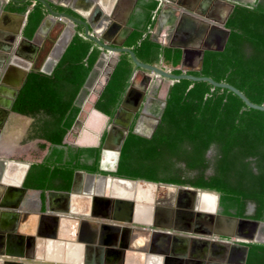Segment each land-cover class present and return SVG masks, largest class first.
<instances>
[{
	"label": "trees",
	"instance_id": "obj_1",
	"mask_svg": "<svg viewBox=\"0 0 264 264\" xmlns=\"http://www.w3.org/2000/svg\"><path fill=\"white\" fill-rule=\"evenodd\" d=\"M29 4L11 11L23 13ZM157 5V0L138 1L140 11L130 21L132 32L123 47L133 49L140 62L158 65L161 61V67L179 75V49L160 47L149 34L141 40L153 27L152 16ZM44 14L43 7L35 5L24 33L27 38L33 36ZM224 27L228 36L222 50L203 51L199 66L187 70V74L226 83L251 103L264 106V0H258L250 7L235 6ZM79 31L81 27L50 74H28L13 104L12 110L22 116L41 115L38 138L42 144L38 147V157H43L47 147L53 148L51 157H56L55 165L44 160L31 168L25 182L30 189L67 191L76 168L95 169L94 165L88 166L79 160L85 152L88 159L97 160L95 149H77L70 153L68 163H61L64 137L80 111L76 99L101 53ZM132 70L129 55L121 54L95 103L98 112L107 117L113 115L128 87ZM103 119L100 114L92 112L88 121L96 124ZM210 146L216 151L211 175L204 178L199 174L191 180L159 179L156 176V162L165 157L182 159L187 169H203V154ZM131 157L148 163L150 170L143 174L139 169H129ZM119 166V173L126 177L189 184L214 191L219 195L222 213L228 216L243 217L245 203L250 202L254 211L248 218L264 221V112L245 108L225 89L211 88L201 81L181 79L173 82L167 89L158 127L152 137L145 139L129 134ZM56 178L62 179V186L53 184ZM244 264H264V244H247Z\"/></svg>",
	"mask_w": 264,
	"mask_h": 264
},
{
	"label": "flooded vegetation",
	"instance_id": "obj_2",
	"mask_svg": "<svg viewBox=\"0 0 264 264\" xmlns=\"http://www.w3.org/2000/svg\"><path fill=\"white\" fill-rule=\"evenodd\" d=\"M48 1H50V7L55 13H65L75 17L76 19H81L79 14L85 16L86 15L85 10H88L89 8L92 9L95 6H98L96 0L94 2L90 0H77L73 4L70 3L69 0H48ZM110 1L111 0H105L106 2L105 4H108ZM142 1H147V0H142ZM256 2H258V0H198L199 6L198 7L196 6L195 9H198L199 12L203 14V16L205 17L207 16L210 19L216 20L219 18L220 19L223 18L227 14L230 6H232V10H231L232 12L235 6L240 5V6L250 7V6H254ZM26 3H30L26 10H28V8H30L32 4H34L33 8L35 7V5L40 4L37 3L36 0H27L26 2L21 4L0 0V11L2 10L4 12H11V13H16L18 15H22L26 12V10L23 13H18L17 11H13V10L11 11V9L15 8L14 10H16L17 8L22 7ZM41 6L43 7V5ZM43 9L45 12L44 14V18H45L46 16H49V14L44 7ZM137 12L129 17L127 22V25L129 27H131L130 21L133 19V16L137 14ZM231 12L228 14V16L231 14ZM73 14H76L77 16H74ZM101 15H102L101 11H98L95 14L93 18L94 24H97L99 22ZM121 16L123 15L121 14ZM49 18L51 20L47 21L44 24L42 32L39 34L40 42L38 44L34 43V45L32 46H27L22 42H20V37L17 35L15 31L18 23L16 25L14 23L11 24L12 21L9 19L8 20L6 19L5 21L1 19L3 21H0V54H3L2 57L0 56V72H1L0 83L1 82L3 83L4 74L7 73L8 70H10V68L19 69L18 72L12 71L13 76L11 77L13 78V80H15L12 87L8 88L9 90L6 89L0 90L1 91L0 92V158H8V160L10 161L29 163L31 165L23 180V187H25L26 190H28V187L25 186V182L28 174L31 171V168L34 165L42 163L44 160H49L55 165L56 157H51L53 151L52 147L46 148L43 157H41L39 161H35L34 158L27 159L23 157L25 156V153H29V155L31 156L32 155L38 156V152H39L38 147L40 144H42V141H40V139L38 138V133L40 129L39 127L40 123L38 122V120L41 119V115H35L33 117L22 116L12 110L13 106L11 107V109H8L7 103L10 101V98L13 94L14 85L20 79L19 71L27 69L28 74H30L31 72L50 74L53 71L52 70L50 72V66L52 64V58L50 57V54L56 41L62 36L67 25L65 24V22L63 23L59 22L57 21L56 18H53L51 16H49ZM27 23L22 31L21 37L31 40L33 39L38 28L36 29V31L34 32L31 38H27L24 34ZM193 26L195 27L194 29L197 28L199 30V31L197 30V32L201 37L204 38L201 45H206L207 47H213V48L219 46V43L224 35L225 30L227 31L224 25L222 26L223 28L222 27L219 28L216 21H214L213 25L209 27L200 26L198 24ZM78 27H81V31H79V33L83 35L84 32L83 26L76 25L75 27L69 30L71 33L76 34L78 32ZM163 32L164 30L160 32L161 37L164 36ZM154 33H156V30L154 31ZM12 58L18 61L20 65L19 64L10 65L9 62L10 60H12ZM186 62L187 64L189 63L190 65L192 64L195 65L191 68L190 67L186 68L187 70H193L199 66L198 59L194 53H189L187 55ZM160 64L161 61H159L158 66H161ZM135 87L136 89L134 88V90L130 91L129 93L127 92L123 93L119 102L116 104L113 115L109 117V119L105 117L106 120L101 126L94 127L93 123L92 124L90 123V125H88L89 128H87V131L84 132L83 135H81L84 138H86V140L83 141L84 143H79L78 141H75L73 143H68L66 141L65 144L63 143V145L65 146H62L64 150L61 159L62 164L68 163V161L71 158L70 153L72 154L75 153L77 149H95L96 154L98 155L97 160L94 158L88 159L87 152L82 154L79 158L81 163H84L88 166L94 165L95 169L93 171H90L87 169L76 168L75 171L78 170L85 171L95 175L96 177L99 175H105V176L110 175L125 179L152 182L142 177L131 178V177L123 176L121 175V173H119V168H120L119 164H120L122 149L129 134H134L136 136L145 139H150L154 131L158 127V122L163 109L161 102L164 97L163 98L155 97L151 94L144 93L142 90H139L142 89L143 87L141 86L140 87L135 86ZM20 120L27 121V126L25 128V131L21 135L20 133H16L18 132L16 131L18 126L21 125ZM81 125L82 122L80 120V123H78L77 126L80 127ZM124 134H126L127 136L118 154V152H116V149L117 146H119L120 140L124 136ZM75 135L78 136L76 133ZM81 136H78L77 139L80 138ZM108 154H111V156L109 157ZM215 155H216L215 149L212 146H210L203 154V160H204L203 163L205 164V167L201 170L185 168L182 159L176 157H165L161 159L160 162L159 161L156 162L158 166L155 169V174L159 179L174 178L179 180H186V179L191 180L197 178L199 174H201L205 178L212 174ZM107 158H109V160L105 162V159ZM130 160H131V164L129 166V169H135V170L139 169L143 174H145V171L150 170L149 168L150 166L148 163L138 162V160H136L133 157H131ZM152 183L160 184V185L157 187L154 186L151 197L149 196L150 191L147 188H142L145 195L146 196L148 195L151 198V200L150 202H145V201H141V202L144 204L147 203L153 204L155 209L153 210L154 213H158L156 209L159 210V208L168 209L170 207L171 208L173 207L171 211L172 217L170 218V220H168L169 222L173 220L172 218L173 215L175 214L174 206L176 203L177 204L182 203L187 205L189 204V202L191 204L193 202L194 204L195 201H189L188 199L186 200V198L184 199V197H178L174 189L167 188L164 185H172L183 188H192L194 190H199V191L212 192L217 196L216 214L225 215L222 213L223 211L222 207L219 205V195L214 191L195 188L190 186L189 184H173L166 182H152ZM53 184L57 186H62L63 181L60 178H56L53 180ZM143 185H146V183L139 184V186H143ZM132 186L135 187L136 185H132ZM71 187H72V182L70 189L67 191L55 190L60 194L57 196L56 195L53 196L54 190L52 189H45V190L32 189L35 192H37L39 199V207L42 208L41 213L43 214L47 210L55 213L57 211L60 213L63 212L65 214L70 213L69 204L71 202V198L69 199L67 196L65 197V195L62 194L70 192ZM79 188H75V191H78ZM83 190L84 187L80 189V192L81 191L83 192ZM18 192L20 194L25 193V191L22 190V188ZM131 194H127V195L122 194L116 197L122 199L130 198L132 196ZM145 195L144 197H146ZM18 196L20 197V195ZM109 196L110 195L108 193L106 194L105 193L103 194V192L96 193L95 190L93 189L91 192V196L89 195V197L86 196L81 197V199L85 201L84 207L81 208L82 212L89 213V215L91 216H89L87 219L83 217L81 219H75L74 221L72 220V218H70L69 220L70 223L74 222L76 225L79 224V230H77L78 233L76 240L78 241L83 240L86 241V243L87 242L92 243L94 242L93 241L94 238L99 237V235H97V229L103 228L104 230L105 229L108 230V232L106 233V231L103 230L104 234L106 233L105 234L106 240L101 239L99 242L100 245H103L104 241L110 244L109 241L111 240L109 238H111L110 232H112V235L114 236L118 235L119 249L118 251H108V249L105 251L106 248L104 247L94 249L92 246H89V244H87L85 252L81 254L83 255L81 264H97L99 262H101V264H119V263L131 264L128 263L126 259L135 260L136 263L140 262V264L148 263L149 260L144 257H141L142 259L139 260L138 255H176L180 257L185 255L187 259L192 258L193 261H204L205 263L207 262V257H210L211 259H218L219 255H232L228 257L229 261H237L239 258L241 250L238 251L230 247L229 250L227 251V243L231 242L228 239L221 237H214L212 235L205 236V234L209 232V228H206V223H209L207 218H206L207 221L202 222L203 218H201L200 215L197 216L195 213H193L192 218H194L196 222H194V224L191 225L190 231L186 230L188 229V218L185 213L184 214L180 213L175 215V218L176 216H179L182 220V225L180 228H178L179 230L168 229L166 226L169 223L167 222L168 217L163 218L162 213H158V220L156 223L157 226H149V227H147L146 225L141 226L138 224H133L127 220L128 214L130 215V217H131V213L133 214L136 208L135 205H132V207L129 208L132 211H129V209L122 208L119 203L115 204L117 202H114V199H111V201H106V199L110 198ZM3 198L7 199V196L5 195V197L3 196ZM0 199H1V193H0ZM92 200H94L93 204H92ZM3 202L5 204L8 203V201L5 200ZM4 203L2 204L4 205ZM12 205L13 204H10V206ZM121 208L125 210H122ZM253 211H254V205L250 202H247L245 203L243 217H236V218L247 219L248 216L252 215ZM229 212L233 213V211L231 210ZM59 218L60 217L55 215L51 219H53L56 222ZM197 220H201L200 221L201 224L200 222L198 223ZM105 221L114 222V224H117L118 227L116 226L108 227L107 225L103 224ZM173 227H176L175 224H173ZM143 229L146 230V232H142ZM57 230L58 229H56L55 226L49 227L47 229L39 228L36 232L35 238H38L40 240V236H41L43 239H45V241L43 242H53L54 241L53 238L57 236L58 233ZM248 230H250L248 226H243L238 230L237 233L239 235L247 234ZM136 236L138 237L136 241L131 242V245L129 246V240L132 241ZM155 236L157 238L156 243L159 241L160 246H156V249H153L151 246V242L153 241L152 239ZM143 240L145 241L144 243ZM32 242H34V239L30 243ZM139 242L143 243V245L138 246ZM210 242H216V243L219 242V244L216 245L212 244V246L209 247ZM247 244L249 243H241L240 245H244L245 247H247ZM23 255H48V254L42 251L39 253L34 249L32 251H29L28 249V252L25 251ZM107 255L110 256L107 257ZM76 262L75 261L67 262L64 260V261H58L56 264H77ZM43 264H49V263L46 262Z\"/></svg>",
	"mask_w": 264,
	"mask_h": 264
},
{
	"label": "water",
	"instance_id": "obj_3",
	"mask_svg": "<svg viewBox=\"0 0 264 264\" xmlns=\"http://www.w3.org/2000/svg\"><path fill=\"white\" fill-rule=\"evenodd\" d=\"M4 1H10L16 4H21V3L26 2L27 0H4ZM36 1L37 3H40L41 5H43L45 10L48 12L49 16L56 18L57 21L59 22H62V23L65 22V24L67 25L62 36L56 41L51 51L50 57L52 58V64L50 66V72L53 70L57 62L61 59L66 48L68 47L73 36L75 35V33H71L69 29L75 27L76 25H80L84 27L83 37L91 41L93 45H95L101 51L96 63L94 64L84 86L80 90L78 97L76 99V104L80 108V111L72 127L69 129V131L67 132L64 138V141H63L64 144L66 143L67 135L73 132L76 126L78 125V123H80V116L82 115V113H84L85 103L88 101V96L91 93L95 94V100L91 103V111L104 116L103 114H101L95 109V103L98 100V98L101 96L102 91L104 90L105 86L109 82L110 77L113 71L115 70L116 65L119 61V55L124 54V53L129 55L133 63V70L128 79V87L126 88L124 93L126 92L129 93L130 91L134 90L132 81L137 73L147 72L158 79L155 84L156 87H158L159 80H164L168 82L166 90H165V96H166L168 87L173 82H176L181 79L188 80L190 82L201 81V82H206L207 84H209L211 88H219V89H225L229 91L243 103L245 108L264 112L263 105H256V104L251 103L236 88L226 83L214 82L209 77H203V76L195 77V76L189 75L187 74V69L185 68L186 57L189 53H194L198 59V62H200L202 59L203 51L205 50L221 51L225 43V40L228 36V31L225 30L224 35L220 41V45L213 48V47H207L205 45H201L204 38L201 37L198 32H195L197 30L194 29L195 28L194 26L193 27L192 25L187 26V27H184V26L179 27V26L184 21H189L190 23L194 25L198 24L200 26L209 27L213 25L214 21H216V23L218 24V27L221 28L224 25V22L226 21L228 14L231 12L232 6L229 7L227 14L223 18L221 19L219 18L215 20V19H210L207 16L206 17L203 16V14L199 12L198 9H195L196 6L197 7L199 6L198 4H196L195 0H157L158 5L156 9L154 10L153 17H152V22H153L152 28L153 29L152 28L148 29V31L142 36L141 40L144 39L149 34L150 39L158 43L160 47L176 48L181 51V57H180L179 66H178V70H180V74L173 75L171 74V69L161 67L158 65H149V64L140 62L136 58L133 52V49L123 47L125 40L132 32V28L127 25L128 19L131 16V14L129 15V11H128L132 6V2H130V0H129V3L127 2L129 5H127L126 3L127 9L124 8V12H123L124 14H123L122 19H119V20L113 17L112 5H113L114 0H111L106 5V7L103 8L104 10L103 14L101 15V18L97 24H94L93 18L95 14L99 11L98 6H95L92 9L89 8L88 10H85L86 15L83 16L79 14L81 19H76L75 17L65 14V13H55L51 9L50 1L48 0H36ZM90 1L94 2L95 0H90ZM33 6L34 4H32L31 7L28 8V10H26V12L22 15H18L16 13H11V12H4L2 10L0 11V21H3V20L5 21L6 19L10 20V18L13 19L14 17L18 19V24H17L15 31L17 35L20 37V42H22L23 44L27 46H32L34 45V43L38 44L40 42L39 34L42 32L44 24L47 21L51 20L49 16H46L42 20L33 39L28 40V39L21 37L22 31L27 23L29 13L32 10ZM133 9L134 7H132L130 13H132ZM166 14H169L171 18H170V21L167 23V25H169V28L164 29V24H166L165 22ZM155 30H156V33H154ZM163 30H164L163 32L164 36L161 37L160 32ZM181 35L193 41L195 44L192 46H189V45H186L185 43H182L181 42L182 39L180 38ZM141 40L138 43H140ZM2 55L3 54H0L1 57ZM9 64L11 65V64H19V63L18 61L12 58ZM12 70L18 72L19 69L12 68ZM19 73H20V79L14 85L13 94L10 98V101L7 103L8 109H11V107L13 106L14 101L16 97L18 96L20 89L24 83V80L28 75V70L27 69L22 70V71H19ZM5 85H6L5 83L1 82L0 90L1 89L5 90L6 89ZM95 85L98 86L99 88L97 89ZM85 90H88V93L86 94L85 98H81ZM153 90H155V88ZM165 96L161 102L162 107L164 106ZM104 117L109 119V117L107 116H104ZM126 136L127 135L124 134V136L120 140L119 146H117L116 152H118V154L126 139ZM22 166L24 169L23 171L24 176H23L20 186L22 190L26 192L27 191L26 188L23 187V180L31 165L29 163H23ZM84 176L87 177L88 179L96 178L95 175L90 174L88 172L81 171V170L75 171L73 174L71 191L68 193H63L62 195H65V197L67 196L69 199L71 198V201L75 197H79V196L89 197V195L91 196L92 190H91L90 185H86L87 187L84 186V190L82 193L75 191V188L80 187L81 179ZM97 177L104 179V182L106 183L105 186L110 184L111 190L116 185V183L122 184V185H128V186L139 185L140 183H146L148 185H152L155 187L160 185V184H155L152 182L125 179V178H120V177L110 176V175L108 176L99 175ZM164 186L170 189H174L178 197H184V199L186 198V200L188 199L189 201H195L194 204L193 202L192 204L189 202V204L187 205L182 204V203H178V204L176 203L174 206L175 214L173 215V218H172L173 220L170 221L173 223H170L168 221L172 217L171 211L173 207L172 208L170 207L168 209L167 208H159V210L156 209L158 213L163 214L162 215L163 218L168 217L167 222L169 223L168 225H166L168 229L179 230L178 229L180 228L179 226L175 225L177 228L173 227V224H175L176 222L175 215L180 214V213L181 214L185 213L188 218V229L186 230L190 231L191 225L194 224V222H196V220L192 218L193 213H195L197 216L200 215L204 217L202 219L203 220L202 222L207 221V219L209 221V223H206V225L208 224L207 228H209V232L206 233L205 236L212 235L214 237H221V238L228 239L231 242L227 243V251L229 250L230 247L238 251L241 250L239 258L237 261H229L228 257L232 255H219L218 259H211L210 257H207V262L205 263L204 261H193L192 258L187 259L185 255H183L182 257L176 256V255H138L139 260L142 259L141 257H144L149 260V261L147 260L148 261L147 264H187V263H191V264H244L246 253H247V247H245L244 245H240V244L241 243L264 244V221L250 220L248 218L247 219L246 218H236L233 216H225V215L216 214L217 196L216 194L212 192L199 191V190H194L192 188H183V187L172 186V185H164ZM103 188H106V187L97 186V188L95 189L96 193L100 192ZM202 194H208V195L214 196V207L215 208L210 213L200 211V209L197 208L198 205H196L197 201L195 199L199 195H202ZM55 195L57 196L60 194L54 190L53 196ZM189 195L191 196V199H189ZM109 197L110 198L106 199V201H111V199H114V202H117L115 204L119 203L122 208L129 209L130 207H132V205H135L136 208L141 207V206L148 208V214H147L148 221L146 222L136 221L134 218L135 213H136V208H135L133 214L131 213V217L129 214L127 216V220L129 222L133 224H138L141 226L146 225L147 227L157 226L156 223L158 220V213L153 212V210H155L153 204L151 203L144 204L141 201H138L136 198L134 199L133 194L130 198H124V199L116 197V196L114 197L111 195ZM93 201L94 200H92V204H93ZM122 210H125V209H122ZM129 211H132V210L129 209ZM227 221L230 223H227ZM197 222L199 223L200 220H197ZM219 224H222L221 228L218 227ZM243 226H248L250 230H248L247 234L239 235L237 232ZM142 232H146V230L143 229ZM210 244H209V247L212 246V244L213 245L219 244V242L217 243L210 242ZM80 256L82 255H79V257ZM108 256L110 255H107V257ZM126 261L128 263L133 262V264H140V262L136 263L135 260H131L132 262H130V260L126 259ZM77 262L78 264H81V260ZM97 264H101V262ZM119 264H122V263H119Z\"/></svg>",
	"mask_w": 264,
	"mask_h": 264
},
{
	"label": "crops",
	"instance_id": "obj_4",
	"mask_svg": "<svg viewBox=\"0 0 264 264\" xmlns=\"http://www.w3.org/2000/svg\"><path fill=\"white\" fill-rule=\"evenodd\" d=\"M77 0H69L70 3H75ZM126 1V2H125ZM138 1L139 0H130L132 2L131 8L128 10L129 15L131 16L139 11L138 7ZM129 3V0H114L112 5V12L113 17L117 20L122 19L124 13V8L127 9L126 3ZM196 4H198V0H195ZM96 3L99 7V11L103 14V8L106 7L107 4H105V0H96ZM127 3V5H129ZM132 7H134L132 13H130ZM138 13V12H137ZM171 16L169 14H166V19L164 24V29L169 28V25L167 23L170 21ZM199 18V17H198ZM115 19V20H116ZM12 21L11 24H17L18 19L14 17L13 19L10 18ZM196 30V29H195ZM197 32V31H196ZM195 65H190L189 63L185 62V68L193 67ZM3 72V71H2ZM1 74V72H0ZM8 74V73H7ZM6 74V76H7ZM13 76V74H12ZM154 76L147 73V72H140L137 73L136 76L133 79V87L136 89L135 86L143 87L142 90L144 93H148L149 87L154 82ZM7 85V84H6ZM164 89V94H165ZM153 95V93H151ZM165 96V95H164ZM85 112V111H84ZM90 113V112H89ZM88 115V114H87ZM87 118H84L82 121V125L80 128H75L73 133H76L78 136H81L84 134L85 131H87V128H89L87 121L89 120ZM104 117V116H103ZM106 120V118L104 117ZM86 121V122H85ZM86 123V124H85ZM90 125V123H89ZM75 135V134H74ZM76 139V138H75ZM75 139L71 142L68 141V143L75 142ZM3 157V156H2ZM22 162L17 161H10L8 158H0V193H1V199H0V264H43V263H49V264H56L58 261H80L83 258V255L79 257L82 253L86 250V245L89 244V246H92L95 248H106L105 251L108 249V251H118L119 244H118V235H112L111 238H109L111 241L110 244L108 242L104 241L103 245H100V240H106L105 234L108 232V230H104L103 228L97 229V235H99L98 238H94V242L89 243L86 241H78L76 240L77 233L79 230V224L76 225L74 222L70 223V218L74 221L75 219H81V218H88L89 213H83L82 209H75L72 205V201L69 204V211L70 213H60V212H52L47 210L45 213H41L42 208L39 207V199L37 192H35L32 189H29L23 193L20 194L18 191L21 190V182L23 179L24 169L22 166ZM86 185L91 186V190H95L97 186L106 187L103 188L98 193H108L109 189H111L110 184L107 186L104 182L103 178L96 177L92 179H88L87 177H83L81 179L80 188L77 192H80V189ZM116 186V185H115ZM87 187V186H86ZM87 189V188H86ZM96 192V190H95ZM82 193V191H81ZM7 196V199L3 198ZM20 195V197L18 196ZM82 197V196H81ZM75 197V198H81ZM200 197V196H198ZM3 198V200H2ZM74 199V198H73ZM72 199V200H73ZM8 201V203H4L3 201ZM199 200V198L197 199ZM4 203V205L2 204ZM10 204H13L10 206ZM49 205V204H48ZM83 214V215H82ZM57 215L60 217L56 222L51 219L53 216ZM103 224L107 225L108 227L116 226L117 224H114V222H104ZM55 226L56 229H58L57 236L53 238V242H43L45 239H43L40 236V240L36 237V232L40 228L47 229L49 227ZM104 231L106 233L104 234ZM110 231V230H109ZM34 239V242L30 243ZM153 240V239H152ZM131 242L129 240V246L131 245ZM145 241L143 240V243ZM153 242V241H152ZM151 242V246H152ZM141 243V244H143ZM108 244V245H107ZM77 246L78 252H75L74 246ZM32 251L33 249L37 252H45L48 255H23L25 251L28 252ZM77 255V256H76ZM78 264V262H76Z\"/></svg>",
	"mask_w": 264,
	"mask_h": 264
},
{
	"label": "bare ground",
	"instance_id": "obj_5",
	"mask_svg": "<svg viewBox=\"0 0 264 264\" xmlns=\"http://www.w3.org/2000/svg\"><path fill=\"white\" fill-rule=\"evenodd\" d=\"M182 24L179 27H181V26L182 27L183 26L184 27H187V26H190V25H192V27H193V25H194V24L190 23L189 21H184ZM196 30H198V29L196 28ZM180 38L182 39V40L180 39L181 42L182 43H185L186 45L192 46V45L195 44L193 41L185 38L183 35H181ZM12 71L13 70L10 68V70H8V72H7L8 74L5 73L4 74V77H3V83H6L7 84V85H5L6 90H9L8 88H11L12 85L14 84V82H15V80H13V78L11 77L12 76ZM6 74H7V76H6ZM108 156L110 157L111 154H108ZM108 160H109V158L105 159V162H107ZM142 188H147L150 191L149 196L151 197V194H152V191H153L154 186L148 185V184L143 185V186L136 185L135 187H133V186L122 185V184L116 183V186H114L112 190L109 189V195H111V196H119V195H122V194L123 195H127V194L133 193V195H135V197H136V199L138 201L149 202L151 200V198L148 195L147 196L145 195V193L143 192ZM144 195L147 198L144 197ZM199 196L200 197H197L195 199L197 201V204L196 205H198L197 208L200 209V211L208 212V213H210L211 211H213L214 208H215L214 207V196L213 195H208V194H202V195H199ZM198 198H199V200H197ZM189 199H191V196L190 195H189ZM72 205H73V207L75 209H81L82 207H84L85 201L83 199H81V198L80 199L79 198H74L72 200ZM147 214H148V208L142 207V206L141 207H137L134 218H135L136 221L146 222V221H148ZM201 218H204V217L201 216ZM175 220H176L175 225L181 227V225H182L181 218L179 216H176ZM227 223H230V222L227 221ZM207 227H208V224L206 225V228ZM218 227L221 228L222 227V224H219ZM215 229H217V228H215ZM137 238L138 237L136 236L133 239V241H136ZM156 241H157V238L155 236L153 238V242H152V248L153 249H156V246H160L159 245V241L157 243H156ZM138 244H137L138 246L143 245V244H141V242H139ZM73 248L75 249V252H78L77 246H74ZM130 262H132V261L130 260ZM131 264H133V262ZM187 264H191V263H187Z\"/></svg>",
	"mask_w": 264,
	"mask_h": 264
},
{
	"label": "rangeland",
	"instance_id": "obj_6",
	"mask_svg": "<svg viewBox=\"0 0 264 264\" xmlns=\"http://www.w3.org/2000/svg\"><path fill=\"white\" fill-rule=\"evenodd\" d=\"M219 45H220V43H219ZM158 79L157 78H155L154 77V82L152 83V85L149 87V89H148V93H150L151 91H154V92H151V93H153V96H155V97H158V98H163L164 97V89H166V87H167V81H164V80H159L158 81V87H156V81H157ZM96 86V85H95ZM97 87V89L99 88L98 86H96ZM155 88V90H153ZM150 89H151V91H150ZM88 93V90H85V92H84V94L82 95V97L81 98H85V96H86V94ZM150 93V94H151ZM95 100V94L94 93H91L89 96H88V101L85 103V106H84V113H82V115L80 116V120H81V122L83 121V119L84 118H87V112H90V114H89V117H90V115H91V113H92V111H91V103L93 102ZM88 117V118H89ZM104 121H105V119L104 120H101V121H99L98 123H94L93 121H87V123H88V125H89V123H94V127H97V126H101L103 123H104ZM86 122V121H85ZM20 123H21V125H19L18 126V128H17V130L16 131H18V132H16V133H20V135L21 134H23L24 133V131H25V128H26V126H27V121L26 120H20ZM86 124V123H85ZM93 126V125H92ZM77 128H80V127H78V126H76ZM12 132H14V131H12ZM75 133H73V132H71V133H69L68 135H67V142L69 141V142H71V141H73L75 138L77 139V137L78 136H76V135H74ZM17 135V134H16ZM20 135H18V136H20ZM13 137V136H12ZM11 137V138H12ZM17 139V138H16ZM75 139V141H78L79 143H84L83 141H85L86 140V138H84L83 136H81L80 138H78L77 140ZM24 158H34L35 159V161H39L40 160V157H38V156H35V155H29V153H25V156H23Z\"/></svg>",
	"mask_w": 264,
	"mask_h": 264
}]
</instances>
